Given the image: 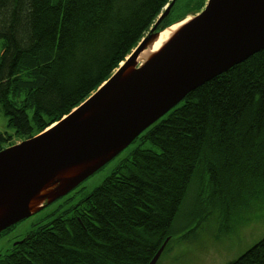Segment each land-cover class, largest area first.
I'll list each match as a JSON object with an SVG mask.
<instances>
[{"label": "trees", "instance_id": "1", "mask_svg": "<svg viewBox=\"0 0 264 264\" xmlns=\"http://www.w3.org/2000/svg\"><path fill=\"white\" fill-rule=\"evenodd\" d=\"M171 2L0 0V105L14 135L30 140L84 103ZM177 2L156 32L181 20L171 15ZM138 138L157 150H135L0 264H149L185 206L188 220L211 210L230 217L264 195V50L190 92ZM231 264H264V238Z\"/></svg>", "mask_w": 264, "mask_h": 264}, {"label": "water", "instance_id": "2", "mask_svg": "<svg viewBox=\"0 0 264 264\" xmlns=\"http://www.w3.org/2000/svg\"><path fill=\"white\" fill-rule=\"evenodd\" d=\"M176 0L166 6L137 48L114 76L83 106L45 133L0 152V192L22 187L13 215L0 221V232L32 217L69 194L110 162L144 131L167 115L192 91L264 50V0H208L176 42L126 84L101 112L81 121L139 56ZM167 28V27H166ZM165 29V28H164ZM163 29V30H164ZM107 161L72 178L38 212H29L34 195L51 172L114 152ZM168 238L149 264H157ZM21 243V242H20Z\"/></svg>", "mask_w": 264, "mask_h": 264}, {"label": "rangeland", "instance_id": "3", "mask_svg": "<svg viewBox=\"0 0 264 264\" xmlns=\"http://www.w3.org/2000/svg\"><path fill=\"white\" fill-rule=\"evenodd\" d=\"M207 2L208 0H178L171 15L174 20L182 19L187 15L195 16L199 13L196 12L197 8L203 3L206 5ZM3 47L4 41L1 40L0 58ZM5 133L11 138L7 146L13 147L28 141L14 135L0 105V134ZM140 148L157 150L148 140L136 139L120 155H116L114 160L91 176L81 191L52 203L43 211L19 223L12 231L17 230L16 233L2 237L0 256L6 254L14 242L30 233L34 225L46 223L77 205L99 187L121 161L129 158ZM191 209L188 211L191 212ZM188 219L189 217L179 224L177 232L174 233L172 241L168 243V247L166 246V251L157 264H231L264 238V195L247 198L241 206L233 208L230 217L223 218L220 212L210 211L205 217Z\"/></svg>", "mask_w": 264, "mask_h": 264}, {"label": "bare ground", "instance_id": "4", "mask_svg": "<svg viewBox=\"0 0 264 264\" xmlns=\"http://www.w3.org/2000/svg\"><path fill=\"white\" fill-rule=\"evenodd\" d=\"M193 20V15H187V17L173 22L164 30H161L151 36L150 40L144 46L130 68H128V70H126L120 77L112 80L111 86L107 89L106 93L98 99L97 104L85 115L81 121L87 120L88 118L93 117L104 110V108H106V106L109 105L110 102L114 100V98H116L119 92L126 84H128L129 81H131L143 68L151 64V62L166 52V50H168V48H170L176 42L179 36H181V34L192 23ZM89 99L90 98H88L85 102H87ZM120 148L121 147H118L114 152L101 154L100 156L90 160L61 167L46 175L43 180L47 183V185L34 195L30 202L29 212L35 213L41 210L43 206L53 200L55 196L64 190L65 185L69 180L80 174L83 170L107 161L114 154H116ZM21 192L22 187H16L0 192V221L12 217L17 197ZM187 211L188 207L185 206L177 216L174 224L172 225V230H175L174 233L177 232V227L179 224L183 221H186L185 219ZM211 212L219 213V211L216 210H211Z\"/></svg>", "mask_w": 264, "mask_h": 264}, {"label": "flooded vegetation", "instance_id": "5", "mask_svg": "<svg viewBox=\"0 0 264 264\" xmlns=\"http://www.w3.org/2000/svg\"><path fill=\"white\" fill-rule=\"evenodd\" d=\"M89 178H90V177H89ZM87 180H89V179H87ZM87 180H85L81 185H79L76 189H74V190L71 191V192H76V190H78L79 188H82L83 185L86 183ZM69 194H70V193H69ZM68 196H70V195H68ZM17 225H18V224L14 225V226H12V227H10V228H8V229H5V230L1 231V232H0V239H1L2 237H5V236L8 237V236H10V235L16 233L17 230L14 231V232H12V231L16 228ZM22 239H23V238H20L18 241L14 242L13 245L11 246V248L14 247V246L16 247V245H18V243H19L20 241H22ZM11 248H9V249H11Z\"/></svg>", "mask_w": 264, "mask_h": 264}]
</instances>
